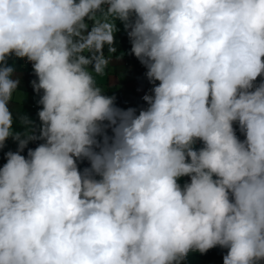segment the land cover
Listing matches in <instances>:
<instances>
[{"label":"clouds","instance_id":"obj_1","mask_svg":"<svg viewBox=\"0 0 264 264\" xmlns=\"http://www.w3.org/2000/svg\"><path fill=\"white\" fill-rule=\"evenodd\" d=\"M117 20L159 81L138 115L96 81ZM13 54L43 90L39 137L12 130ZM261 76L264 0H0V147L19 142L0 168V264H180L217 246L261 264Z\"/></svg>","mask_w":264,"mask_h":264},{"label":"crops","instance_id":"obj_2","mask_svg":"<svg viewBox=\"0 0 264 264\" xmlns=\"http://www.w3.org/2000/svg\"><path fill=\"white\" fill-rule=\"evenodd\" d=\"M91 23L89 22L90 26ZM116 27L118 29L115 34L116 44L113 45L116 48V52H108L107 46H105L104 54L110 59V64L103 75L96 76V81L97 85L102 88V94L115 97L114 103L119 99L124 101L123 107L120 109L133 108L138 115L140 98L143 99L145 95H153L152 89L154 86L150 84L146 76L147 68L145 66L141 69H136L134 64L128 62L127 57L132 55L131 41L122 22L117 20ZM118 57L120 58L118 59ZM13 68L15 71L12 78L19 79V85L17 91L13 94V99L8 103V108L13 117L12 130L14 133H20L22 139L25 138L23 134L26 131L39 137L41 121L39 120L38 112L42 109V105L39 104L41 97H38L32 86V81L38 82V78L33 70L22 68L20 59L15 60ZM89 71H93L92 65H89ZM34 104L37 106L33 107ZM22 117H27L32 123L30 125L23 124L21 122ZM106 133H112L111 127L106 129ZM97 139L102 141V136H98ZM33 141L30 140L28 144ZM6 162L7 160H0V168ZM84 162L85 166L90 167V162L87 159H84ZM79 170L82 172L84 169L80 168ZM96 178L99 179V177Z\"/></svg>","mask_w":264,"mask_h":264},{"label":"trees","instance_id":"obj_3","mask_svg":"<svg viewBox=\"0 0 264 264\" xmlns=\"http://www.w3.org/2000/svg\"><path fill=\"white\" fill-rule=\"evenodd\" d=\"M16 59H19V58L16 57L14 54L9 56L8 59H7V66L13 67L14 62H15ZM127 59H128L129 63H132V64L135 65L136 69H141V68L144 67V65H142L140 63V61L135 57L134 54L129 55L127 57ZM262 80H264V76L258 77L256 83L259 84ZM150 84L152 86H156V85L159 84V81H155L154 83L150 82ZM139 101H140V105H139L140 106V110L146 109L148 107V103L144 99L140 98ZM123 103H124V101L119 99V100H117L115 102V106L118 107V108H121V107H123ZM234 129L236 130V135L238 136V138L240 140H244L245 137L240 132L238 124H234ZM44 142L45 141L42 140V139H35L32 143L27 144V146L24 148V150L22 152H20V154L25 156V158H27V153H28L29 149H33L34 150L36 147H38L40 144H42ZM18 143H19L18 141H16L12 137H9L4 142L3 147H0V160H7L6 154L8 152H10V151L11 152H17L19 150L18 149ZM194 147H195V149L198 150L199 148L203 147V144H202V142L197 141V143L194 145ZM95 150H97V148ZM77 165H78V169H80V168H83V169L90 168L89 166H85L84 159L83 160H78L77 161ZM181 178L190 179L189 176H184V177H181ZM180 264H184V261L182 260L180 262ZM261 264H264V261H262Z\"/></svg>","mask_w":264,"mask_h":264},{"label":"rangeland","instance_id":"obj_4","mask_svg":"<svg viewBox=\"0 0 264 264\" xmlns=\"http://www.w3.org/2000/svg\"><path fill=\"white\" fill-rule=\"evenodd\" d=\"M178 183L183 187L184 184L190 183V179L180 178ZM227 251V248L219 246L210 249L205 254L190 251L183 261L184 264H223V257L227 254Z\"/></svg>","mask_w":264,"mask_h":264},{"label":"built area","instance_id":"obj_5","mask_svg":"<svg viewBox=\"0 0 264 264\" xmlns=\"http://www.w3.org/2000/svg\"><path fill=\"white\" fill-rule=\"evenodd\" d=\"M22 64V68L25 70H33L32 62L28 61L27 58H19ZM38 97H41L43 95V90H41L39 93H37ZM37 105L34 104L33 107H36ZM113 133H108L107 135L110 136ZM99 151V150H96Z\"/></svg>","mask_w":264,"mask_h":264}]
</instances>
